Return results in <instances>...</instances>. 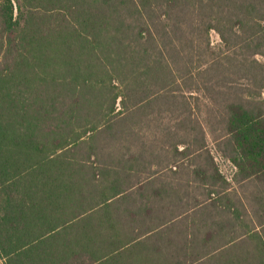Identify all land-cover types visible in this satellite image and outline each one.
<instances>
[{
	"label": "trees",
	"instance_id": "obj_1",
	"mask_svg": "<svg viewBox=\"0 0 264 264\" xmlns=\"http://www.w3.org/2000/svg\"><path fill=\"white\" fill-rule=\"evenodd\" d=\"M133 1L0 0V264H195L149 247L156 228L147 202L118 211L131 185L122 187L112 167H92L91 178L103 180L91 185L88 163L61 154L98 126L86 117L109 75L129 97L133 87L150 89L147 75L175 83L136 45L145 27ZM224 121L229 161L244 175L264 173V115L229 103ZM255 252L253 264H263L264 241Z\"/></svg>",
	"mask_w": 264,
	"mask_h": 264
},
{
	"label": "rangeland",
	"instance_id": "obj_2",
	"mask_svg": "<svg viewBox=\"0 0 264 264\" xmlns=\"http://www.w3.org/2000/svg\"><path fill=\"white\" fill-rule=\"evenodd\" d=\"M133 2L138 10L135 15L145 27L136 45L141 50L146 47L151 57L166 65L175 83L147 75L150 89L144 92L133 87L129 97L125 89L121 92L119 80L109 75L105 84L98 85L86 117L98 126L61 154L72 158L76 167L78 162L88 163L85 171L90 178L92 167H112L123 187L146 176L149 166H197L203 162L208 166L210 158L223 175L231 176L228 150L232 143L224 121L227 105L240 103L264 115V0ZM164 31L168 32L166 38ZM118 32L121 36L125 31ZM108 42L114 45L112 38ZM103 51L111 55L114 49ZM149 71L153 73V67ZM117 92L126 99L120 95L112 103ZM119 100L126 101L124 106L130 109L121 108ZM179 148L182 155L176 150ZM98 175L91 178V185L95 179L103 180ZM129 192L125 203L134 200L136 206L164 200L141 198L134 189ZM125 203L115 204L119 212Z\"/></svg>",
	"mask_w": 264,
	"mask_h": 264
},
{
	"label": "crops",
	"instance_id": "obj_3",
	"mask_svg": "<svg viewBox=\"0 0 264 264\" xmlns=\"http://www.w3.org/2000/svg\"><path fill=\"white\" fill-rule=\"evenodd\" d=\"M177 152L183 154L181 148ZM230 165L231 176L204 162L197 166L169 165L171 170L168 166H149L148 174L133 182L130 190L141 198L164 200L147 202L156 205L151 206V223L156 229L140 239L146 238L149 247L157 246L167 261L256 263V247L264 241V173L244 175ZM132 204L134 208L143 205L136 206L134 200Z\"/></svg>",
	"mask_w": 264,
	"mask_h": 264
}]
</instances>
